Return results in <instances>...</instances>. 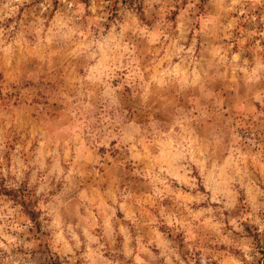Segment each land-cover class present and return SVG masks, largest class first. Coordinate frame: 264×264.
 I'll list each match as a JSON object with an SVG mask.
<instances>
[{
    "label": "rangeland",
    "instance_id": "1",
    "mask_svg": "<svg viewBox=\"0 0 264 264\" xmlns=\"http://www.w3.org/2000/svg\"><path fill=\"white\" fill-rule=\"evenodd\" d=\"M0 264H264V0H0Z\"/></svg>",
    "mask_w": 264,
    "mask_h": 264
}]
</instances>
